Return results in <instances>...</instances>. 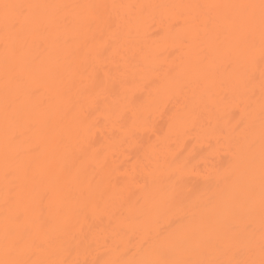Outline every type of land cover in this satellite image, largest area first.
<instances>
[{"label": "bare ground", "instance_id": "obj_1", "mask_svg": "<svg viewBox=\"0 0 264 264\" xmlns=\"http://www.w3.org/2000/svg\"><path fill=\"white\" fill-rule=\"evenodd\" d=\"M0 264H264V0H0Z\"/></svg>", "mask_w": 264, "mask_h": 264}]
</instances>
